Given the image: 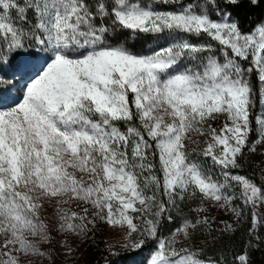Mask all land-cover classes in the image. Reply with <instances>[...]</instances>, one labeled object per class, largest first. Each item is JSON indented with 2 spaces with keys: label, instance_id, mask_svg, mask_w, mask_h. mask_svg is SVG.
I'll use <instances>...</instances> for the list:
<instances>
[{
  "label": "snow or ice",
  "instance_id": "snow-or-ice-1",
  "mask_svg": "<svg viewBox=\"0 0 264 264\" xmlns=\"http://www.w3.org/2000/svg\"><path fill=\"white\" fill-rule=\"evenodd\" d=\"M154 3L180 8L0 0V264H65L76 251L67 237L86 240L98 220L124 231L125 249L153 242L147 264H216L192 246L207 217L159 235L161 219L173 220L168 209L197 194L237 218L250 207L253 228L264 224V184L233 172L252 130L253 72L264 106V21L245 33L233 13L260 0ZM118 33L206 35L222 59L211 43L184 39L139 54ZM219 115L226 122L218 131L209 121ZM255 123L260 144L264 112ZM194 133L211 138L196 155L211 159L222 182L188 150L200 143ZM157 155L158 169L150 159ZM235 261L247 264V256Z\"/></svg>",
  "mask_w": 264,
  "mask_h": 264
},
{
  "label": "rangeland",
  "instance_id": "rangeland-1",
  "mask_svg": "<svg viewBox=\"0 0 264 264\" xmlns=\"http://www.w3.org/2000/svg\"><path fill=\"white\" fill-rule=\"evenodd\" d=\"M224 0H217V3L223 7ZM182 3L186 4L189 0H181ZM142 3L148 4L153 3V6L158 11H176L179 10L180 5L178 4H156L154 0H142ZM200 3H204V0H200ZM211 12L212 9L210 8ZM213 19H218L217 16L212 15ZM264 21V18L263 20ZM242 30L245 33H248L251 29L243 28ZM148 37L147 43L145 45L140 46L137 50L135 48H129L130 51L139 53V54H151L153 50H159L161 46L167 47L170 44L178 42L180 39L187 40L193 44H207L211 43L213 45V52L217 56V58L222 59V53L219 51L221 47L217 42L211 41L209 37L206 35L195 36L188 34H179V35H169L168 33L164 34H146ZM120 43L122 40L120 39ZM123 44V43H122ZM203 56L209 55V53H203ZM183 63L187 64L189 61L185 60ZM193 63H199V61H195ZM1 77V76H0ZM3 77V76H2ZM7 80V77H3L1 82ZM11 81H9L10 83ZM0 86L6 87L7 84L2 83ZM226 122L225 116L219 115L217 119L209 121L213 128H216L218 131L221 129ZM194 139L200 141L199 145L196 144H188V150L191 152L193 149H196V152L193 153V157L199 159L201 162L206 163L207 167L212 170L214 178L219 180H223V177L220 173V169L212 165V161L210 158H205L202 155H196L202 151L204 147H206L204 141L210 140L209 136H199L198 134H193ZM258 137V132L254 140L248 137V145L244 150V154L240 157L239 162L242 167L236 170H233L234 174L245 175L250 178L253 182H255L258 186L264 184V142L260 144H255V141ZM255 148V151H250V149ZM248 165V166H246ZM179 207L175 208L176 212L180 215L182 221L186 217H192L193 219H189L195 221L196 219L203 220L204 217H207L209 220V224L203 226L201 230L195 231L193 233L194 244L193 247H199L203 250V258L212 259L216 261V264H219V260H223L224 258H220L218 256L222 239L227 238L228 234L231 230L238 227L245 216L250 214L251 216V208L244 209L243 215L237 218L231 211L227 208L219 207L215 202L209 200L201 199V196L197 194L195 197L186 198L184 201H178ZM203 207L205 209L202 213H197L194 211L199 207ZM233 207L244 208L243 202L241 200H236L233 202ZM74 210H78L75 209ZM51 211V209H49ZM260 214L264 216V208L258 209ZM252 222V217H251ZM182 223V222H181ZM180 223V224H181ZM264 230V224L257 225L253 228L251 226L249 232L251 236H256L260 232V230ZM171 233V232H170ZM167 234L162 237H167L170 235ZM57 240H63L64 237L57 236ZM68 245L72 248L76 249L72 253L70 257H67V253L64 249L57 247L55 251L64 252L65 256V264H87V256L89 253H106V264H142L144 261L147 264V259L150 255V251L153 250V242H149L142 250L131 251L129 249H125L121 247L124 244V231L119 227L113 228L110 227L107 223L103 221H97L95 227L91 232L88 233L87 239H82L77 236L69 235L67 237ZM43 250H48L47 247ZM118 253V255H112V253ZM246 255L245 253L238 254ZM57 264H59V258L57 260ZM247 264L249 261L247 259Z\"/></svg>",
  "mask_w": 264,
  "mask_h": 264
},
{
  "label": "trees",
  "instance_id": "trees-1",
  "mask_svg": "<svg viewBox=\"0 0 264 264\" xmlns=\"http://www.w3.org/2000/svg\"><path fill=\"white\" fill-rule=\"evenodd\" d=\"M233 15L238 18L240 27L252 29L264 18V0H260L258 6L255 7L248 6L246 4L245 7L240 8L237 12H234ZM118 35L121 36L122 43L126 47L135 48L134 50H137L140 46L145 45V43H147L148 41V37L146 34H140L138 36L129 34L126 39L123 37V34L118 33ZM244 66L247 67L248 65L245 64ZM2 78L3 77L1 76L0 82ZM250 82L255 93V107L253 108L252 114L250 116V126L252 130L249 138H251V140H254L258 132V126L255 123V117L256 115L264 112V106H261L259 103L260 83L255 72L251 74ZM1 84L2 83H0V85ZM120 127L122 130H125V126L123 123L120 124ZM150 159L154 161L158 169V155L156 157L150 156ZM168 211L172 215L173 220L169 222L166 218L161 219L159 229V235L161 237L172 232L182 222V219L176 212L175 208L170 207ZM186 218L193 219L189 216ZM251 226V216L250 214H247L241 224L235 229L231 230L227 238L222 239L218 256L224 259H220L219 264H238V262L235 261V258L238 254L241 253L246 254L249 264H264V230L261 229L260 232L256 234V236H251L249 232ZM257 237H259V239ZM105 261L106 253L104 252L89 253L87 256V264H106ZM142 264H145V262L143 261Z\"/></svg>",
  "mask_w": 264,
  "mask_h": 264
}]
</instances>
